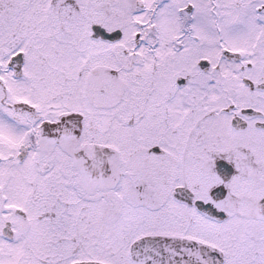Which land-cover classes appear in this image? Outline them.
<instances>
[{
    "label": "snow or ice",
    "instance_id": "6c2138e0",
    "mask_svg": "<svg viewBox=\"0 0 264 264\" xmlns=\"http://www.w3.org/2000/svg\"><path fill=\"white\" fill-rule=\"evenodd\" d=\"M0 264H264V0H0Z\"/></svg>",
    "mask_w": 264,
    "mask_h": 264
}]
</instances>
